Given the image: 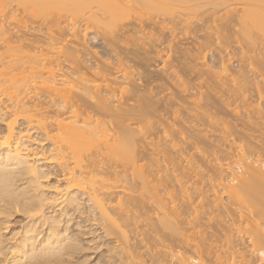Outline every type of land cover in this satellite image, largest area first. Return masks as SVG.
<instances>
[{
    "label": "bare ground",
    "instance_id": "1",
    "mask_svg": "<svg viewBox=\"0 0 264 264\" xmlns=\"http://www.w3.org/2000/svg\"><path fill=\"white\" fill-rule=\"evenodd\" d=\"M11 3L16 7L0 9V103L3 97L11 110L0 141L9 155L2 159L21 164L22 175L42 176L36 160L21 154L19 137L21 143L14 146L13 125L18 116L43 129L46 120H53L44 132L52 141L50 157L72 165L66 186L85 192L97 210L92 219L119 242L107 248L108 262L97 264H254L255 259L264 264V0H0V6ZM177 8L181 12L170 18L141 12L165 14ZM20 10L34 18L61 13L83 18L84 32L75 21L67 22L65 36H52L57 42L43 50L17 38L13 30L21 28ZM90 25L95 29L87 34ZM181 33L191 35L190 47L169 44ZM87 35L107 46V63L100 61L102 56L93 64H87L91 58L80 59L93 51L92 46L87 51ZM164 50L161 70L151 71L159 65L152 54ZM225 50L235 58H225ZM197 59L204 62L198 65ZM163 90L168 93L162 95ZM41 92L55 107L47 111L50 115L39 106L42 102L35 103ZM221 159H228L225 165ZM117 160L126 163L123 172L113 171ZM202 165L207 172L196 170ZM112 177L120 184L112 185ZM194 177L191 185L183 181ZM13 181L11 172L0 168V204L15 208L19 200L11 192ZM39 185L32 191L38 192ZM31 194L24 208L41 212L44 199ZM51 240L37 243L39 248L30 242L24 249H10L13 264H24L21 259L36 250L49 259ZM70 256H64L68 262Z\"/></svg>",
    "mask_w": 264,
    "mask_h": 264
},
{
    "label": "rangeland",
    "instance_id": "2",
    "mask_svg": "<svg viewBox=\"0 0 264 264\" xmlns=\"http://www.w3.org/2000/svg\"><path fill=\"white\" fill-rule=\"evenodd\" d=\"M3 4H6V3H3ZM9 6V5H8ZM8 6H0V9H2L3 7L5 8L4 9V11H6V10H8V9H10L12 6H14V7H16V4L15 3H11L10 4V6L8 7ZM19 8H21V7H19ZM183 11V10H182ZM28 13H30L31 11L30 10H28L27 11ZM141 12H147V14L144 16V17H149V16H159V17H166V18H170V17H173V16H176L177 15V13L178 12H181V9H180V11L178 10V8L177 9H174V10H172L170 13H165V14H163V13H156V12H151V11H148V10H145V9H141ZM17 14H18V19L20 20L21 19V17H22V22H20V23H18V26H20L21 28H19L18 29V26H16L15 27V29H18V30H13L14 32H15V34L17 33V31H18V33L16 34L17 35V38L19 39V40H22L24 43H26V42H28V43H32L34 46L36 45L37 47H39V48H43V50L44 49H47V46L49 47L50 45H52V43L54 44L55 42H57L56 40H54V39H52L53 37H59V38H63L64 36H65V31L63 30V28L65 27V25H66V23L68 22V23H70V22H74V24L75 25H78V26H81L79 29H81V31L83 30V28L85 27V25H84V21H81V20H83V18H79V20H78V18H77V20H73L71 17H66L65 16V14L64 13H61L60 15H58V17H57V15H52V16H48V17H45V18H34V17H32V16H30V15H27V14H25V12L24 13H22L21 12V10L19 11V12H17ZM21 16V17H20ZM55 16V17H54ZM20 17V18H19ZM71 19V20H70ZM129 21H133V18H131ZM191 21H193V19L191 20ZM77 22H79V23H77ZM23 23V24H22ZM16 25V24H15ZM25 26V27H23V26ZM92 29H95V27H92L91 25L89 26V28L87 29V31L85 30V32H87V34H88V31L90 30V32L92 31ZM96 30H98V31H100L98 28L96 29ZM82 32H84V31H82ZM177 32V31H176ZM198 34V33H197ZM53 36V37H52ZM88 37L90 36V35H87ZM88 37H86V36H84V38H86V44H88V47H87V45H85L86 47H87V51L91 48V46L93 47V49L91 48L90 50H93V51H90L91 52V55L89 56L88 54H86L85 52L84 53H82V54H80V55H78V56H80V59H83V58H91V61H88L87 62V64H93L94 63V61H97L98 60V57L99 56H102V59H100V61H102V62H105V63H107V61H104L105 59V56L109 53V49L107 48V46L104 44V42L101 40V39H99V38H97V39H94V40H91L90 39V37L88 38ZM22 38V39H21ZM66 38V41L68 40V38L67 37H65ZM64 38V39H65ZM175 39H173L172 41H170L169 42V44H173V43H176V45H180V47H184L185 45L187 46L188 45V47H190V43L192 42V39H190L191 38V35H187V34H185V33H181V34H179V35H177V36H175L174 37ZM24 39V40H23ZM52 40V41H51ZM65 41V40H64ZM85 41V40H84ZM22 42V43H23ZM21 43V44H22ZM27 44V43H26ZM31 44V45H32ZM49 44V45H48ZM166 45H167V43L165 42V43H163L161 46H159L156 50H160V48L162 47V48H165L166 47ZM145 47H147V46H145ZM234 46L232 45L231 47H228L227 48V51H229L231 48H233ZM41 48V49H42ZM95 50V51H94ZM54 53H55V51L56 50H52ZM86 51V52H87ZM227 51L225 50V51H223V54H226V57L225 58H235L234 57V55L230 52V53H227ZM90 52H88V53H90ZM92 52H99V53H97L98 55H96V54H94V53H92ZM164 52H166V50H164V51H160L159 52V54L158 55H154V54H152L153 56H154V59L152 60L154 63H156L157 61H158V59H159V61L156 63V64H159L158 65V67H156V68H151L150 70L151 71H158V70H161V66L163 65L162 63H160V56L164 53ZM100 54V55H99ZM248 55H252V54H248ZM54 56V57H53ZM53 56H51L50 58H52V59H54L55 60V54L53 55ZM49 58V57H48ZM62 58H60V59H58V58H56V60L57 61H59L58 63H62V65L64 64V66L65 65H67L66 63H64V62H61L60 60H61ZM204 62V60L203 59H197V60H195L194 61V63H196V64H198V65H200V63H203ZM61 66V65H60ZM73 66V65H72ZM201 68H203V67H201ZM2 78H4V77H2ZM44 93V92H43ZM42 92H41V96L42 97H38V99H39V101L37 100L35 103H37V102H42L39 106L40 107H42V109L44 110V111H50V112H52V110H54L55 109V107L53 106V107H51V104H50V101L49 100H47V99H49V98H47L44 94H43ZM168 93V90H163L162 91V95H164V94H167ZM45 96V98H44V96ZM4 98L3 97H1V100L3 101V102H5V103H7V105H8V102H6V101H4L3 100ZM46 99V100H45ZM46 101V102H45ZM47 101H49V103L47 102ZM0 103V108L2 109H0V141H1V136H4V135H6L5 134V132H7V129H6V121H7V119L9 118L8 116H10V114L9 113H11L10 111L11 110H8L7 108H6V104L5 103ZM43 102H44V104H43ZM42 105V106H41ZM5 107V108H4ZM48 111V112H49ZM47 112V113H48ZM1 113H2V115H1ZM6 114V115H5ZM49 115L51 114V113H48ZM2 116V117H1ZM6 116V117H5ZM4 118H6V121H5V119ZM22 117H20V116H18V118H16L17 119V124L15 123L14 125H13V127H14V133L13 134H16L17 136H15V139H13V142H14V146H16L15 145V142H17L18 143V141H19V139H20V141L22 142H20L21 144H19V146L21 147V150H22V152H21V154L24 156L25 154L30 158H28L29 160H32L33 162L35 161V163H34V165L36 166V168H39V169H37V170H39L37 173H39L40 172V170H41V172L43 173L44 172V174H42V176H40L41 175V172H40V174L38 175V176H40V177H37V175H35L36 176V178H37V184H33V182L34 181H36V178L34 179V177H32V176H34V175H31V176H29V175H26V174H23L22 175V173L21 172H23L22 171V165L21 164H18V162L16 161H4V160H6V157L9 155V150L7 151V149L4 147V145H3V147L4 148H2L1 146V143H0V154H2L1 156H0V160H1V164H2V166L0 165V168H4L5 170H7V171H10L11 172V174H12V176H13V180H16L15 181V183H14V181H13V188L11 189V192H12V195H13V197L15 196L16 198H18V200H19V207L21 208V210H20V208L18 207V205L15 207V205H14V207L15 208H13V204L11 205H9L8 206V204H3L2 205V202H1V204H0V208L2 209V210H0V226H1V234L2 235H0V237L2 238V240H1V238H0V240L3 242H1L0 243V246H1V248H0V253H2V254H0V264H13V261L11 260L12 259V257H11V253H10V251L12 252V250H10V249H14L15 247H17V246H19V248H21V249H24L25 247H23V246H27L28 245V247H29V245L32 243V242H34V244L36 243V246L38 247V244L37 243H46L47 242V239L48 240H51V239H54V240H51L52 242H51V244L49 245V250L50 251H52V252H54V254H51V255H49V257L51 258V260H50V258L48 259V257H47V259H45V257L47 256V255H41L40 254V252H38L37 250L36 251H34V252H32L31 254H32V256L30 257V258H23V260L21 259V261H23V263L24 264H59L58 262L59 261H61L60 259H62V258H65L66 257V255H73L72 257H74V258H72L71 256V259L72 260H70V258H69V262L66 260V258H65V260H63V261H61V264H66V263H68V264H97V261L98 262H101V263H104V261H107V260H104V258H105V256H106V258L105 259H108L107 257V253L109 254L110 252L108 251V249H111L112 248V246L114 247V244L116 245V244H118L117 242H116V240H117V237L115 236V235H110V236H106L104 233H103V231H102V229H101V226H99L100 224H99V222H98V220L97 221H95L96 220V216H95V218H93L92 216H94V213L96 212V214L95 215H97V210H95V209H93V207H92V203H90V201L88 200V198H86V197H88L86 194H85V192H82L81 190H78L77 188H76V186H66V182H67V179H68V175H66V174H68V171L67 170H69V167H72V165L70 166V165H64V161H63V163H62V161H57V160H53V158H51L50 156H51V154H53V150H51L50 151V149H52V144H50V143H52V141L50 140V138L49 139H46V136L48 135L47 133H46V135H45V133L44 132H48V131H50V129L53 127H51L50 126V122L52 121L53 122V120H51V119H49V124H48V122H47V120H46V123H45V127L46 128H44L43 129V127H44V125H43V127L42 128H39L38 127V125L36 124V123H27V121L25 122V119H24V117H23V120L21 119ZM4 119V120H3ZM8 121H9V119H8ZM8 121H7V123H8ZM48 124V125H47ZM53 124V123H52ZM51 124V125H52ZM47 125V126H46ZM51 127V128H50ZM17 128V129H16ZM39 128V129H38ZM46 129V130H45ZM20 130V131H19ZM42 132V133H41ZM21 133H22V136H21ZM23 133H25V134H23ZM44 133V134H43ZM2 134H4V135H2ZM53 134H55V131H53V132H50V136H52ZM42 135H44L45 137H43ZM14 136V135H13ZM17 137H19V139H17ZM14 138V137H13ZM30 138V139H29ZM24 139V140H23ZM28 139V140H27ZM18 140V141H17ZM27 142H26V141ZM24 142V143H23ZM23 144L25 145V146H23ZM22 145V146H21ZM24 147H26V148H23ZM28 147V148H27ZM4 151H3V150ZM20 149V148H19ZM26 149V150H25ZM238 149V148H237ZM2 150V151H1ZM227 150V149H226ZM239 150V149H238ZM23 151L24 152H26L25 154H23ZM43 151V152H42ZM66 151H68V150H66ZM227 151H229V150H227ZM236 151V150H235ZM235 151H234V153H235ZM1 152H3V153H1ZM5 152V153H4ZM7 152V153H6ZM27 152H28V154H27ZM190 153H192V154H197V155H199V153H197V151H195V150H190L189 151ZM29 153L31 154V155H29ZM36 153V154H35ZM237 153V152H236ZM5 154V155H4ZM41 154V155H40ZM35 155V156H34ZM5 156V157H4ZM32 156V157H31ZM40 156H41V158H40ZM46 156V157H45ZM50 158H49V157ZM34 157V158H33ZM4 160H3V159ZM34 160H33V159ZM36 158H39V159H43V160H37ZM45 158H46V160H45ZM51 159V160H50ZM199 159V160H198ZM196 161H198V162H200V158H198ZM228 160V159H227ZM227 160H225V161H227ZM73 162V160H71V159H66V163L67 164H72V162ZM225 161H223L222 159H221V164H223V165H225L224 164V162ZM10 164H9V163ZM69 162V163H68ZM111 162L112 161H110L109 162V165H111ZM6 163H8V164H6ZM13 163V164H12ZM62 163V165H59V164H61ZM65 163V164H66ZM4 164V165H3ZM125 164L126 163H124V161H119V160H117L116 161V163H113V171H120V170H122V172L124 171V169H125ZM185 166H186V164L185 163H183ZM6 165H8V166H6ZM16 165V166H15ZM18 165V166H17ZM66 166V167H65ZM68 167V168H67ZM225 166H222L221 168H224ZM14 168V169H13ZM154 168H157V167H154ZM14 171H13V170ZM197 171H199V172H201V173H205V172H207L208 171V169L204 166V165H202L200 168L198 167L197 169H196ZM21 174H20V173ZM127 174H130V171H127L126 172ZM224 173H225V168H224ZM21 175L22 176H27V177H22L21 178ZM188 174H186V176H187ZM67 176V177H66ZM17 177V178H16ZM195 177H197V179L198 180H200V175L199 176H195ZM195 177L194 178H185V179H183V181L184 180H189L188 181V185H191V181H193V179H195ZM19 178H20V180H19ZM26 178L29 180L30 179V181L32 182V183H30V181L28 182V180H26ZM40 178V179H39ZM26 181H25V180ZM34 180V181H33ZM182 180V179H181ZM18 181V183H16ZM23 181V182H22ZM39 182H40V184L41 185H39ZM30 183V184H29ZM35 183V182H34ZM111 183H112V185H119L120 184V182H115V179L112 177L111 178ZM31 185V184H33V186L32 187H34V188H36L37 189V186L39 185V190H38V192H37V190L35 189V192L37 193H35L34 191H32V189L34 190V188H29L30 186H28V185ZM24 187H26V189L24 188ZM27 187L30 189H28L27 190ZM42 188V190H41V188ZM20 188V189H19ZM67 188H69V189H67ZM67 189V190H66ZM73 189L75 190V189H77L76 190V192L75 191H73ZM16 190L18 191V192H16ZM22 190V191H21ZM25 190H27L28 192H30V194H31V192L32 193H34V195L33 194H31V196L33 195V196H35V194H36V196L40 199V200H43L44 199V201L45 202H41V206L43 207V205H44V208H42V207H40V209H39V211H41V212H38L37 211V213H35V211L33 210V212L35 213H32L31 212V210L30 209H28V207H26V209L28 210H26L25 208H24V206L25 205H27L28 204V202L25 200V198L28 200V195L30 196V194L28 193V192H26ZM58 191V193H57V191ZM69 190V191H68ZM70 190H71V192H70ZM21 191V192H20ZM26 193H25V192ZM65 191V192H64ZM78 191V192H77ZM213 191V190H212ZM212 191L210 190L209 191V194L210 195H212L211 193H212ZM61 192H63V193H61ZM68 192V193H67ZM75 192V194H73ZM82 192V193H81ZM2 192H0V200H2L1 198V194ZM14 193H15V195H14ZM17 193V194H16ZM18 193H20V194H18ZM22 193H23V196H22ZM61 193V194H60ZM66 193V195L64 196L63 194H65ZM70 193H72V194H70ZM81 193V194H80ZM83 193L86 195V197L85 196H83ZM28 194V195H27ZM60 194V195H59ZM25 195H27V196H25ZM40 195V196H39ZM57 197H56V196ZM71 195H72V198H71ZM76 195H78V196H76ZM19 196H21L22 197V200H23V198H24V200H23V202L21 201V197H19ZM62 196V197H61ZM74 196V197H73ZM82 196V197H81ZM48 197V198H47ZM52 197H53V199H54V201H53V199H52ZM60 197V198H59ZM65 197V198H64ZM68 197H70L69 199H66V198H68ZM76 197H77V200H78V202H77V200H75L76 199ZM51 198V199H50ZM46 199V200H45ZM57 201H56V200ZM63 199H64V202H63ZM84 199V200H83ZM207 199H212V197H209V198H207ZM207 199H203L202 201L203 202H205ZM70 202H69V201ZM87 200V201H86ZM61 201V202H60ZM66 201H68V202H66ZM89 201V202H88ZM224 202H226V198H225V200H223ZM63 202V203H62ZM73 203V205L75 206V205H79L78 207L77 206H73L72 205V203ZM75 202V203H74ZM66 203V204H65ZM67 203H70L69 205L67 204ZM91 205H90V204ZM25 204V205H24ZM43 204V205H42ZM6 205V206H5ZM67 205V206H66ZM70 205H72V206H70ZM90 207H88V206ZM244 205H247V203L245 202L244 203ZM3 206V207H2ZM10 206H12L11 208H10ZM7 207H9V208H7ZM77 207V208H76ZM16 208L17 209H19V210H16ZM72 208V209H71ZM75 208V209H74ZM93 210H95V211H93ZM232 208V207H231ZM6 209V210H5ZM7 209H8V211H7ZM12 209V210H11ZM38 209H36V210H38ZM70 209V210H69ZM87 209V210H86ZM23 210V211H22ZM90 210V211H89ZM2 211V212H1ZM6 211H7V213H6ZM29 211H30V213H29ZM44 211V212H43ZM93 212V215H91L92 214V212ZM27 212V213H26ZM43 212V213H42ZM10 213V214H9ZM39 213H40V215H39ZM91 213V214H90ZM6 214V215H5ZM28 214H29V216H28ZM44 214V215H43ZM7 215H9V216H7ZM33 215H35V217L33 216ZM40 216V217H38V216ZM61 215V216H60ZM43 216V217H42ZM49 216V217H48ZM53 216H55V218L53 217ZM59 216V217H58ZM5 217V218H4ZM35 218V219H34ZM51 218V219H50ZM53 218V219H52ZM95 219V220H93V219ZM92 219V220H91ZM45 220V221H44ZM48 220V221H47ZM49 220H51V221H49ZM52 220H53V222H52ZM28 222V223H27ZM39 222V223H38ZM202 222L203 223H211V222H213V220H210V221H208V220H206V219H203L202 220ZM5 223V224H4ZM42 223H43V225H42ZM48 223V224H47ZM46 226H45V225ZM49 225H50V227H49ZM235 225H237V224H235ZM31 226V227H30ZM56 226V227H55ZM58 226V227H57ZM25 227V228H24ZM233 228H235L234 227V225L232 226ZM32 229V232H31V230L30 229ZM36 228H38V229H36ZM55 228H58V231H54V229ZM203 228V227H202ZM34 229V230H33ZM36 229V230H35ZM67 229V230H66ZM27 230H28V232H27ZM57 230V229H56ZM195 230H202L201 228H196ZM211 229H206V231H210ZM35 232H37V234H38V236H37V234H35ZM49 232V233H48ZM52 232V233H51ZM55 234H54V233ZM63 232V233H62ZM65 232V233H64ZM233 232L235 233V230H233ZM28 233V234H27ZM52 234V235H51ZM21 235V236H20ZM25 235H28L27 237L25 236ZM32 235V236H31ZM56 235V236H55ZM68 235V236H67ZM42 236V237H41ZM43 236H44V238H43ZM47 236V237H46ZM57 236H59V238L57 237ZM78 236V237H77ZM33 237V238H32ZM40 238V239H38V238ZM55 237V238H54ZM70 237V238H69ZM46 238V239H45ZM56 238H58V239H62V240H60V242H58V243H55L54 241L55 240H57ZM66 240H65V239ZM22 239H23V242H22ZM30 239H32L31 241H30ZM39 240V241H36V240ZM13 240V241H12ZM34 240V241H33ZM64 240V241H63ZM26 243H25V242ZM41 241V242H40ZM66 241H67V243H66ZM116 243H115V242ZM14 242V243H13ZM21 243V245H20V243ZM31 242V243H30ZM54 242V243H53ZM28 243V244H27ZM59 243H61L60 245H59ZM78 243V244H77ZM3 244V245H2ZM11 244V245H10ZM16 246H15V245ZM74 244V246L76 247V248H74V247H72L71 245H73ZM14 245V246H13ZM52 245V246H51ZM59 246L58 247V249H57V246ZM62 245L63 246H65L64 247V249H62ZM109 245V246H108ZM8 246V247H7ZM13 246V248H11ZM56 247V248H54V247ZM69 246H70V248H69ZM73 248V250H72V248ZM108 247H110V248H108ZM7 248V249H6ZM39 248V247H38ZM108 248V249H107ZM66 249V250H65ZM74 249H76V250H74ZM60 250V251H59ZM69 250V251H68ZM71 250H72V252H71ZM64 251H66V252H64ZM69 252V254H68V252ZM74 251V252H73ZM76 251V252H75ZM62 252V253H61ZM107 252V253H106ZM6 253V254H5ZM10 253V254H9ZM37 253H38V256H37ZM72 253V254H71ZM34 254V255H33ZM36 254V255H35ZM62 254V255H61ZM66 254V255H65ZM53 255H55V256H53ZM76 255V256H75ZM105 255V256H104ZM10 256V257H9ZM65 256V257H64ZM37 257V258H36ZM58 259H57V258ZM77 257V258H76ZM35 258V259H34ZM43 258V259H42ZM54 258H56L57 259V261H56V259H54ZM60 258V259H59ZM42 259V260H41ZM100 259H103V260H100ZM27 262H25V261ZM28 260V261H27ZM44 260V261H43ZM50 260V261H49ZM77 260V261H76ZM97 260V261H96ZM66 261V263H64ZM96 261V262H95ZM255 262H254V264H259V261H258V259H257V261H256V259L254 260ZM53 262V263H52ZM63 262V263H62ZM108 262V261H107ZM107 262L105 263V264H107ZM261 263V262H260ZM15 264V263H14Z\"/></svg>",
    "mask_w": 264,
    "mask_h": 264
}]
</instances>
